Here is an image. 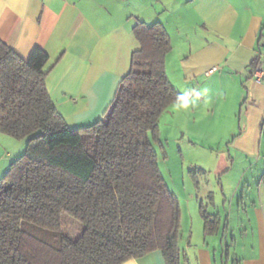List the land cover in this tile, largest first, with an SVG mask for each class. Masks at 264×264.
<instances>
[{"label":"trees","instance_id":"1","mask_svg":"<svg viewBox=\"0 0 264 264\" xmlns=\"http://www.w3.org/2000/svg\"><path fill=\"white\" fill-rule=\"evenodd\" d=\"M132 33L138 47L109 108L75 129L48 94V55L24 60L0 40V134L27 139L0 178V264H122L156 250L181 264L180 204L155 149L160 115L181 98L166 74L171 41L159 22ZM206 208L199 201L208 235L219 219ZM64 215L82 226L76 237L60 233Z\"/></svg>","mask_w":264,"mask_h":264},{"label":"crops","instance_id":"2","mask_svg":"<svg viewBox=\"0 0 264 264\" xmlns=\"http://www.w3.org/2000/svg\"><path fill=\"white\" fill-rule=\"evenodd\" d=\"M140 21L163 25L171 41L166 62L174 53L183 84L196 81L198 102L191 96L188 105L204 110L201 126L230 141L216 188L190 199L181 264H264V82L249 73L264 52V0H0V40L24 60L36 48L48 55L50 99L79 128L109 108L138 47L132 28ZM186 29L193 37L180 36ZM168 30L178 34L175 41ZM210 195L206 210L219 225L205 235L199 201ZM229 236L225 257L221 243ZM122 264L165 263L156 250Z\"/></svg>","mask_w":264,"mask_h":264},{"label":"rangeland","instance_id":"3","mask_svg":"<svg viewBox=\"0 0 264 264\" xmlns=\"http://www.w3.org/2000/svg\"><path fill=\"white\" fill-rule=\"evenodd\" d=\"M168 31L175 41L178 34L175 30ZM182 33L192 37L195 34L194 30L191 29L181 30L180 36ZM176 62L177 57L173 53L170 59L168 58V62H165V68L172 88L180 94L181 98L170 103L160 115L158 137L161 146L156 143L155 149L158 154L160 172L168 188L176 195L180 203L183 214L181 234H186L190 224L189 214L192 209L189 206L190 199H194V195L203 198L205 191H212L216 188L221 169L229 165L226 146L229 145L230 141L217 139V136L208 130V126L199 124L202 120L204 121L205 116L204 110L199 109V107L194 108L195 106L192 105L198 102V94L194 93L196 81L183 84L181 69ZM191 96L194 101L192 106H189L190 103L188 102L191 100L189 98ZM182 97L186 100L189 98L187 103L179 104ZM65 122L72 129L79 128L72 126L69 121ZM213 127L210 126L209 129ZM26 142L27 139L25 138L15 139L0 134V178L9 164L24 152ZM200 169L205 171H199ZM195 186L200 188L199 194L195 191ZM204 204L209 205L210 200L205 198ZM193 224L198 230L199 220L194 218V215ZM81 228L80 223L70 216L64 215L62 217L60 233L76 237ZM44 235L50 237L48 233ZM228 250L232 253L230 236L226 244L225 242L221 243V251L225 257H228Z\"/></svg>","mask_w":264,"mask_h":264},{"label":"built area","instance_id":"4","mask_svg":"<svg viewBox=\"0 0 264 264\" xmlns=\"http://www.w3.org/2000/svg\"><path fill=\"white\" fill-rule=\"evenodd\" d=\"M249 73L255 83L264 82V52L256 55Z\"/></svg>","mask_w":264,"mask_h":264}]
</instances>
